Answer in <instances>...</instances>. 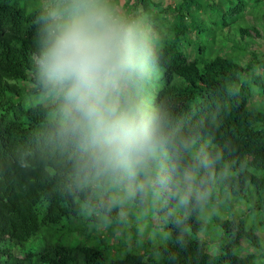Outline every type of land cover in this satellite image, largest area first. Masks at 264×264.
<instances>
[{
    "label": "trees",
    "instance_id": "1",
    "mask_svg": "<svg viewBox=\"0 0 264 264\" xmlns=\"http://www.w3.org/2000/svg\"><path fill=\"white\" fill-rule=\"evenodd\" d=\"M251 1L256 12L264 8V0ZM251 1H124L132 9L127 18L139 13L154 27L153 7L173 16L151 62L162 70L153 104L169 137L168 161L153 182L162 188L156 212L163 219L146 226L124 200L142 203L145 190L131 186L125 197L128 178L86 167L79 149L60 135L61 120L50 118L58 104L22 106V95L45 93L36 79L39 23H33L42 0H0V264H257L263 239L232 204L229 216L215 221L225 234L218 253L208 252L199 236L207 199L249 194L252 208L264 210V104L252 100L264 98V12L248 25ZM202 33L212 40L189 59L181 46ZM216 38L231 47L228 53L213 49ZM192 172L196 194L207 195L198 200L194 193L177 206ZM243 240L260 251L236 253Z\"/></svg>",
    "mask_w": 264,
    "mask_h": 264
},
{
    "label": "clouds",
    "instance_id": "2",
    "mask_svg": "<svg viewBox=\"0 0 264 264\" xmlns=\"http://www.w3.org/2000/svg\"><path fill=\"white\" fill-rule=\"evenodd\" d=\"M33 23H39L36 79L60 101V135L98 176L146 174L169 137L163 117L146 110L130 89L154 59L141 22L117 14L109 0H44Z\"/></svg>",
    "mask_w": 264,
    "mask_h": 264
},
{
    "label": "rangeland",
    "instance_id": "3",
    "mask_svg": "<svg viewBox=\"0 0 264 264\" xmlns=\"http://www.w3.org/2000/svg\"><path fill=\"white\" fill-rule=\"evenodd\" d=\"M124 1L130 4L133 0H109V3L112 5L114 11L117 12V14L127 17L128 14L130 15L132 13V9L130 8L128 10V4L126 6H123ZM163 2V5L166 6L168 4H174L178 2L179 0H159ZM209 0H203V2L207 3ZM220 1V0H218ZM251 1V0H250ZM44 0H42L43 4ZM154 13L158 15L157 20L155 21V27L152 26L150 23L146 22V17L141 16L138 13V16L135 18V20H139L142 24V28L145 31L147 37H148V43L149 47L151 48L152 52L155 48H158L160 46L159 36L163 37L165 33L167 34V28L168 24L166 23V18L172 19V15H170V12L164 13H157V9L153 7ZM258 10V9H256ZM255 5L251 1L249 6L246 8L245 12V18L247 19V24L252 25L251 22L254 20V14H255ZM264 12V8L261 10H258L256 12L257 14L255 16L259 17L260 13ZM210 12L203 13V18L207 19L208 16H210ZM239 24V22L232 23L231 26H233L232 30L236 31V27ZM246 23H241V25H244ZM215 31L218 30V27H215L212 25ZM264 27V26H263ZM194 37V34H192ZM218 36H221L219 32H217ZM235 33H232L229 35V41L230 44L235 43ZM188 37V40L184 42L181 46V49L188 55L189 59H194L196 55V49L201 44H206L207 42L211 41L210 36L205 35L202 33L200 37L195 38ZM216 43L213 45L214 50L219 51L221 54H226L231 49L230 46L227 44H223L220 39L216 38ZM248 40V39H246ZM191 42L188 43V42ZM223 41V40H222ZM224 42V41H223ZM256 42H258V45H261L262 40L256 39ZM209 44V43H208ZM229 44V43H228ZM264 49V46H263ZM248 56V54H247ZM204 57V56H203ZM162 75V70L160 67L155 66L153 64H150L149 70L144 76L143 80L140 81L137 85H130V89L132 93L135 95L136 101L138 103H141L144 108L148 111L155 112V106L153 104V98L159 89V87L162 85V82L160 80ZM258 90L255 89V93ZM17 98V97H16ZM252 100H263L261 101L264 104V98L259 97L258 95H254ZM19 101L22 103V106L24 108L29 107L33 104H43V105H52V104H58V109L55 113L50 114V118H58L61 120V113H60V101L56 99L55 97L51 96L47 93H41V94H35V95H22L19 98ZM168 150L164 149L159 159L153 161V163H150L149 171L146 174H142V178L128 179L124 182V185H122L123 194L128 195L129 192H132L133 190H128L126 188H129L131 186H135L138 184L140 188H143L145 190V199L142 201V203H135L133 201H129V197L124 198L126 200V203L129 208H131L133 211L136 212L137 218L141 220L146 226H151L154 223H157L158 219H163V217H159V215L156 212V208L158 204L162 201V188L161 187H153L154 177L155 175L163 168L164 164L168 161ZM195 176V173H188L185 176V180L188 184V189L192 192V194H196V189L194 186L193 178ZM193 177L192 179H190ZM136 182V184H135ZM131 183V184H129ZM197 195V194H196ZM256 197H258V194H255ZM251 195L248 194L247 199H236L235 197H218L216 199V202H210V200L207 199L208 204L205 206L204 211L199 214V216L206 222V227L203 229L199 236L200 238H204L207 241V251L216 254L219 250V245L222 243V240L225 236L223 230L221 227H219L216 224L217 218H223L228 217V213H230L231 210V204L234 206V210L237 213H242L245 216V219L248 224H253L254 227H257L258 234L261 236L264 242V224L261 225V221L264 219V210H255L252 208L254 205V201L251 200ZM177 206H180V198L177 202ZM178 207H175L171 210L172 213H176ZM241 247L236 249V253H239L240 255H245L247 253H255L257 254L260 251V248H255L251 246L246 240H243L241 242ZM137 247V245H136ZM127 250H134L131 246L127 247ZM257 264H264V256L257 257L256 258Z\"/></svg>",
    "mask_w": 264,
    "mask_h": 264
}]
</instances>
